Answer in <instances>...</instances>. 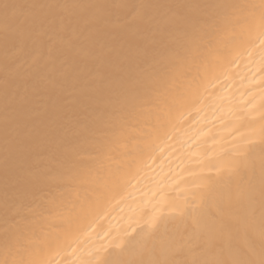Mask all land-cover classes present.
Listing matches in <instances>:
<instances>
[{
  "label": "bare ground",
  "instance_id": "bare-ground-1",
  "mask_svg": "<svg viewBox=\"0 0 264 264\" xmlns=\"http://www.w3.org/2000/svg\"><path fill=\"white\" fill-rule=\"evenodd\" d=\"M262 260L264 0H0V264Z\"/></svg>",
  "mask_w": 264,
  "mask_h": 264
},
{
  "label": "snow or ice",
  "instance_id": "snow-or-ice-1",
  "mask_svg": "<svg viewBox=\"0 0 264 264\" xmlns=\"http://www.w3.org/2000/svg\"><path fill=\"white\" fill-rule=\"evenodd\" d=\"M9 6L8 5H5V8H8ZM260 264H264V260H262L261 262H260Z\"/></svg>",
  "mask_w": 264,
  "mask_h": 264
}]
</instances>
